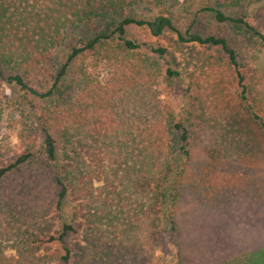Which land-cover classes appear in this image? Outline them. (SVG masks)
<instances>
[{
  "label": "trees",
  "instance_id": "1",
  "mask_svg": "<svg viewBox=\"0 0 264 264\" xmlns=\"http://www.w3.org/2000/svg\"><path fill=\"white\" fill-rule=\"evenodd\" d=\"M166 1L0 0V80L24 93V104H17L28 123L22 151L0 154V220L4 209L7 217L16 216L13 193L26 191L32 201L16 246L20 256L42 253L37 264H149L141 244L128 258L130 240L158 244L167 233L176 264H264V229L217 231L183 220L195 138L157 100L153 87L160 66L149 56L137 57L140 44L129 37L138 28L169 46L218 48L237 68L243 49L264 51V33L249 21L264 0H204L198 12L233 30L208 36L191 33L190 26L183 34ZM139 6L145 14L135 11ZM148 49L160 59L170 55L160 44ZM89 59L111 66L114 87L108 92L90 84ZM166 74L178 76L170 68ZM39 76L47 79L42 92L28 85ZM131 98L138 103L136 114L128 113ZM105 104L124 116L134 114L137 130H108ZM252 111L264 131V121ZM94 183L100 185L96 190ZM66 205L71 208L64 216ZM51 208L58 216H47ZM35 222L38 232L31 229Z\"/></svg>",
  "mask_w": 264,
  "mask_h": 264
},
{
  "label": "rangeland",
  "instance_id": "2",
  "mask_svg": "<svg viewBox=\"0 0 264 264\" xmlns=\"http://www.w3.org/2000/svg\"><path fill=\"white\" fill-rule=\"evenodd\" d=\"M203 1L167 0L165 10L174 13L183 34L190 27L191 33L205 36L232 32L231 27L217 24L212 16L198 12ZM256 6L257 13L249 21L264 33V1ZM135 11L139 14L146 12L142 6L136 7ZM129 37L140 44V49L136 50L137 57L142 59L149 56L160 66L153 87L157 100L172 110L175 121L181 119L184 128L191 132L190 139L195 138L183 190V220L188 224L194 219L199 226L217 231L229 228H240L246 232L263 230L264 131L250 112L253 110L264 121V51L243 49L241 59H237V68H233L218 48L197 44L169 46L165 41L151 37L145 29L138 28L130 29ZM153 44L167 47L170 55L157 58L148 49ZM85 66L92 86L106 92L112 88L113 72L107 62L89 59ZM167 68L178 76L168 79ZM237 71L243 78L242 82L237 79ZM10 74V71H4V75ZM28 83L34 90L42 92L47 79L39 76ZM23 94L12 84L0 80L1 155L20 153L24 147L22 138L28 123L21 115L22 107L17 104H24ZM106 101L114 103L116 100ZM134 101L131 98L128 103V113L138 111V103ZM114 104L117 107L119 103ZM104 106L108 108V112L104 113L108 117V130H113L111 127L119 132L130 129L133 133L137 130L134 114L124 116L116 112L113 106ZM125 118L128 119L127 123L120 121ZM99 186L94 183V190ZM29 195L22 191L17 196L16 193L11 196L16 199L12 204L17 207L15 218L7 217V209L1 213L0 264H37L38 254H42H17L16 246L27 227V210L32 203ZM70 208L71 205L64 206V216H67ZM38 214L41 215L42 211ZM39 215L35 217L36 220L41 218ZM47 216H58V213L51 208ZM119 228L123 231L121 235L118 233L119 238L125 239L126 232L121 226ZM31 229L39 231L36 222ZM140 244L149 264H176V248L169 234H164L158 244L148 239L138 244L130 240L129 259L138 252ZM119 264H123V261Z\"/></svg>",
  "mask_w": 264,
  "mask_h": 264
}]
</instances>
